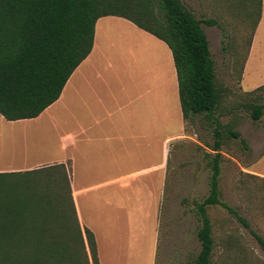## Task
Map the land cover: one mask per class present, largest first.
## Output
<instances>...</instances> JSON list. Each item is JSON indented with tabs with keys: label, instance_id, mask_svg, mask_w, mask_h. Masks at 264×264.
Returning <instances> with one entry per match:
<instances>
[{
	"label": "trees",
	"instance_id": "1",
	"mask_svg": "<svg viewBox=\"0 0 264 264\" xmlns=\"http://www.w3.org/2000/svg\"><path fill=\"white\" fill-rule=\"evenodd\" d=\"M220 9L227 17L235 14ZM255 10L252 25L244 26L246 11L232 24L238 37L231 45L232 56L241 72L260 15L259 0ZM102 16L125 18L163 41L172 54L184 120L202 116L213 126L209 192L195 203L200 249L190 264H213L210 205L233 215L264 252V235L220 199L221 146L239 132L233 128L236 120L219 125L217 118L223 89L202 27L217 20L197 18L182 0H0V115L8 121L34 118L56 101L70 74L90 53L95 23ZM262 114V104L251 105L254 120ZM244 176L250 181H239L237 188L246 190V200L257 198L264 221V192L255 195L264 190V177ZM226 245L237 248L232 237ZM236 254L247 253L237 249ZM0 264H100L93 232L79 223L64 165L0 172Z\"/></svg>",
	"mask_w": 264,
	"mask_h": 264
},
{
	"label": "rangeland",
	"instance_id": "2",
	"mask_svg": "<svg viewBox=\"0 0 264 264\" xmlns=\"http://www.w3.org/2000/svg\"><path fill=\"white\" fill-rule=\"evenodd\" d=\"M183 2L197 18L217 20V24L213 25L202 23L214 61L216 81L223 89L217 118L219 125L237 121L233 128L239 132V137H228L220 150V199L234 207L250 221L253 229L264 235V221L260 218L262 212L257 198L251 196L250 200H246V190L241 193L237 188L239 181L245 184L250 181L245 173L264 177V88L255 90L258 85L264 84V9L263 18L255 31L250 62L241 72L240 65L234 63L232 56L231 45L238 39L232 24L238 22V15L246 11L244 26L252 25L258 0ZM221 6L227 12L235 11V14L227 17ZM227 20L231 25L227 24ZM134 31L141 37L135 40L138 49L136 61L142 69L150 71L153 86L155 82L159 84L160 110L164 108L163 101L167 111L174 105L178 108L177 90L172 83L177 78L169 48L146 32ZM107 34L108 42L114 45L112 53L109 51L107 54L116 58L118 65L127 63L124 47L120 45L123 39L121 31L113 28ZM100 40V44L107 43L104 38ZM105 48L109 49L108 46ZM162 75L165 80H160ZM255 103L263 105V114L257 120L251 117V105ZM183 127L178 120L167 125L160 122V136L179 132L188 136L176 140L171 146L170 173L166 184L160 187L156 251L154 221L144 217L121 219V225L101 239L102 264H190L196 257L200 249L197 238L200 223L195 214V203L202 201L209 192V162L215 153L212 149L213 126L202 116H196L185 122V131ZM7 128V122L0 116V158L6 156ZM262 192L264 190L260 189L255 195ZM207 214L213 226V264H264V252L233 215L220 205L208 206ZM229 237L235 240L236 249L226 247ZM237 249H245L247 254H236Z\"/></svg>",
	"mask_w": 264,
	"mask_h": 264
},
{
	"label": "crops",
	"instance_id": "3",
	"mask_svg": "<svg viewBox=\"0 0 264 264\" xmlns=\"http://www.w3.org/2000/svg\"><path fill=\"white\" fill-rule=\"evenodd\" d=\"M259 2L256 28L263 18L264 0ZM113 28L124 39L120 45L127 63L121 65L107 54L114 46L107 39ZM256 28L244 67L252 56ZM136 29L146 32L122 17L98 18L90 53L70 74L56 101L34 118L8 121L0 115L8 124L0 172L64 165L79 223L93 232L100 264L101 239L121 225V219L154 221L156 251L160 187L170 173L171 146L188 136L181 132L160 136V122L178 120L185 131L186 120L179 100L178 108L167 111L163 101L160 110L159 84L153 86L150 71L136 61L135 40L141 39ZM103 38L107 43L100 44ZM172 83L177 90V81Z\"/></svg>",
	"mask_w": 264,
	"mask_h": 264
},
{
	"label": "bare ground",
	"instance_id": "4",
	"mask_svg": "<svg viewBox=\"0 0 264 264\" xmlns=\"http://www.w3.org/2000/svg\"><path fill=\"white\" fill-rule=\"evenodd\" d=\"M151 53V52H150ZM171 83V82H170Z\"/></svg>",
	"mask_w": 264,
	"mask_h": 264
}]
</instances>
